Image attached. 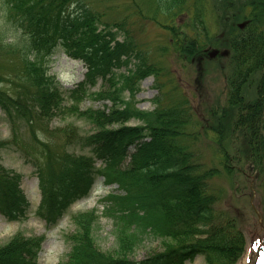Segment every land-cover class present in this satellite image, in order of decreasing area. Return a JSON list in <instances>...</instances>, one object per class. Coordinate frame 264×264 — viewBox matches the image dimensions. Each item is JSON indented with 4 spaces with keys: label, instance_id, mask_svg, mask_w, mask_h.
Here are the masks:
<instances>
[{
    "label": "trees",
    "instance_id": "trees-1",
    "mask_svg": "<svg viewBox=\"0 0 264 264\" xmlns=\"http://www.w3.org/2000/svg\"><path fill=\"white\" fill-rule=\"evenodd\" d=\"M140 2L130 0V5L142 12L143 2ZM213 3L219 9V18L231 27L227 30V44L233 69L227 76L224 105L210 106L201 121L184 93L174 94L177 100L159 104L150 112L131 104L137 80L146 74L156 75L158 70L145 62L146 52L142 51L146 49L138 47L126 28L123 40L116 39L111 32L110 38L102 32L95 33L93 24L104 12L100 15L93 12L87 0H3L4 14L10 21L8 27L14 30L9 42L0 37V51L8 56L5 61L13 69L14 64L19 67L13 80L16 82L17 78L22 85L31 87L25 92L34 104L28 108L21 92L12 97L8 89L0 88L2 118L12 132L24 122L34 126V118L42 120L60 113L88 120L96 128L93 134L81 137L70 125L56 131L59 135L63 133L69 144L77 142L78 136L79 142L95 144V149L107 161L104 169L108 170L109 179L119 183L125 192L109 196L104 203L116 248L110 251L98 248L91 234L98 220L93 209L76 212L72 218L77 229L65 234L70 250L65 261L59 264H183L198 254L204 256L206 264H234L241 257L245 246L243 231L236 219L225 218L215 209L219 194L212 182L219 176L232 178L233 173L247 168L264 187V0ZM71 4L75 6L72 9ZM148 5L155 21L162 23L156 17L158 14L164 18L165 24H162L171 34L170 45L183 53L189 46L190 52L200 50L201 13L205 8L201 0H148ZM182 14L188 16L193 31L188 40L184 38L188 37L183 33L184 27L174 24ZM241 19L248 20L243 29L231 23ZM114 25L124 28L125 23ZM58 47L87 64L85 80L74 88L62 89L54 75H47L49 62ZM134 55L139 60L135 68L117 72ZM256 73L260 75L255 84L258 98L247 101L243 91L247 83L254 84ZM108 74L112 77L108 81L112 83L113 77H117L120 85L113 83V89L95 94L106 95L110 106L80 110L78 105L87 96L88 86L98 77L107 78ZM125 87L131 93L129 99L122 97ZM132 117L141 118L144 125H126L114 130L107 127L123 124ZM203 122L206 123L203 131L213 135L212 154L208 159L193 145L200 136L193 128ZM143 128L148 132V139L135 143L136 151L124 165L125 141L140 138ZM18 140V133L9 140H0V151L14 146L22 152V142ZM33 147L43 163L38 169L42 201L37 213L54 221L86 177L90 161L65 153L51 172L43 171L54 163L59 151L41 139ZM18 181L19 174L0 164V210L10 218L22 215L28 205ZM262 208L264 219V199ZM147 235L160 238L163 249L143 260L131 261L128 255ZM41 240L40 236L14 234L0 244V264H35Z\"/></svg>",
    "mask_w": 264,
    "mask_h": 264
},
{
    "label": "rangeland",
    "instance_id": "rangeland-1",
    "mask_svg": "<svg viewBox=\"0 0 264 264\" xmlns=\"http://www.w3.org/2000/svg\"><path fill=\"white\" fill-rule=\"evenodd\" d=\"M142 12L143 16L139 14V9H134L130 5V0H87L93 12H97L98 15L103 11L100 20L96 21L94 25L95 33L107 34V38L115 35L118 39L125 35V28L129 31L130 36L135 39L139 44L142 45L143 49H147L142 52H147L149 59L159 65V71L157 74V81L161 82V88L158 89L160 92L159 104H169L171 101H175V95L171 92V89L178 84L176 94L186 93L188 98H191V102L194 105V109L197 115L203 117L205 113V107L217 103L222 104L223 97L225 94V75L229 72V67L224 58L204 59L201 58L202 49H206L207 45L214 47H223L220 41H216L222 31L225 33L226 28L222 27L220 16L214 13L212 9L208 10V16L206 19L205 27L208 29L210 37L205 36V31L200 33L204 44L200 45V50L196 53L190 52L191 46L187 48V52L183 53L170 45L171 34L170 31L164 29L163 25L155 21L151 16L150 6L148 0H142ZM145 9L146 13L145 14ZM5 9L3 7V0H0V28L7 25L10 22L4 14ZM230 13V12H228ZM159 17L163 24L164 18L159 14ZM152 19V20H151ZM183 25L184 31L187 36L185 39H190L189 35H193L192 27L187 24V19L184 15L177 17L174 23ZM235 21L234 23H236ZM125 23L124 28L115 26L114 24ZM163 26V27H162ZM111 32L112 35H109ZM13 34V30L8 33V36ZM9 40L8 38H6ZM219 42V43H218ZM210 43V44H209ZM216 43V44H214ZM170 46L167 49H163L162 46ZM191 53V54H189ZM206 55V53H205ZM207 56V55H206ZM8 56L0 51V88L8 89L12 97H15L18 92L23 94V101L27 107L30 108L34 102L31 100L30 95L25 91L31 90V87L22 85L21 81L16 78V82L13 80L14 75L18 73L19 67L14 64L15 69L12 65H9L5 59ZM14 61L18 62L15 57ZM124 69H121L123 71ZM86 71V65L81 60L73 59L68 56L63 50L58 49L56 54L52 57L50 63L49 73L57 75L58 79L62 84L67 87L80 81L84 78V72ZM140 89L136 91L131 104H134L139 109L151 110L155 108L156 103L153 101L154 97L158 95V91L154 88V77L149 75L141 81ZM111 86V83L102 81L100 78L96 80V83L91 86L90 92L107 89ZM17 89V91H16ZM113 89V88H112ZM248 97L253 99L255 97L252 88L246 89ZM122 95H128V89L122 91ZM106 95L96 97V95L88 96L79 107H100L103 108L104 104L110 105L108 99H105ZM170 97L174 99H170ZM47 128L42 130L40 126H27L21 125V142L29 145L34 142L35 135L46 138L51 146H59L62 142L58 137L57 131L53 130L54 127H61L66 125L67 121L72 122L74 120L77 125V129L83 133H91L94 131L93 126L86 120L77 118H69L64 120L60 117L42 118L38 120ZM141 123L140 121L132 120L129 124ZM111 129L118 128V125H109ZM196 131V128L193 129ZM10 134L9 127L0 121V139L7 138ZM210 135L200 133V136L194 140L193 145L197 148L198 153L208 159L212 154V139ZM79 145V144H78ZM133 149V148H131ZM72 151V149H71ZM74 151L81 154H88L94 156L93 151L89 150L88 147H74ZM97 160L95 166L101 164V160ZM1 161L5 167L15 169L21 174L20 186L26 194L30 208L25 218L21 220H6L0 214V243L6 241L12 234L17 231H22L26 235H41L43 236L40 244V251L37 256V264H58L65 259L69 246L65 241V233L75 231L76 227L72 224L70 214L77 210H86L87 208L99 207L101 204L98 202L101 198L107 196L108 192H118L119 189L116 184H106L104 177L100 173H96L94 180L88 188L85 195L77 198L71 206L68 208L65 214L58 216V220L53 224L47 223L45 219L39 218L35 211L36 206L39 203V188L37 185L36 174L33 173L34 167L25 162L19 156L18 152L12 150L1 153ZM236 167V165H235ZM233 177L219 176L216 178L212 185L215 191H218L219 197L215 203V209L225 218L233 217L238 221V226L244 232L245 239L247 241V247L245 253L236 264H254L253 262L258 257L257 253H261L264 249V230L262 226L261 217V192H259L254 175L246 169L244 174L233 173ZM92 237L98 247L110 251L116 248V238L110 224V220L106 217L101 216L95 226L91 230ZM163 249L161 240L154 236L145 237L138 247L128 256L134 259H143L148 255L154 254V252ZM247 260V262H246ZM183 264H205L204 257L198 255L193 261H188Z\"/></svg>",
    "mask_w": 264,
    "mask_h": 264
},
{
    "label": "water",
    "instance_id": "water-1",
    "mask_svg": "<svg viewBox=\"0 0 264 264\" xmlns=\"http://www.w3.org/2000/svg\"><path fill=\"white\" fill-rule=\"evenodd\" d=\"M217 52H218V50H216V49L212 50L211 53H210V56H211V55H214V54L217 53ZM225 52H226V50H222L221 54H222V53H225Z\"/></svg>",
    "mask_w": 264,
    "mask_h": 264
}]
</instances>
